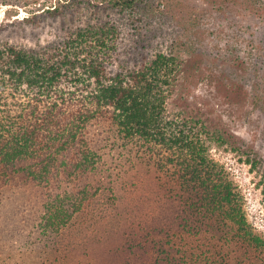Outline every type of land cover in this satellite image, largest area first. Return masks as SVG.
Returning a JSON list of instances; mask_svg holds the SVG:
<instances>
[{
    "label": "trees",
    "instance_id": "1",
    "mask_svg": "<svg viewBox=\"0 0 264 264\" xmlns=\"http://www.w3.org/2000/svg\"><path fill=\"white\" fill-rule=\"evenodd\" d=\"M28 1L38 0H0ZM165 6L152 0H54L39 15L58 28L53 43L26 49L0 41V61L14 67L4 74L18 71L9 92L0 87V261L26 250L58 257L80 250L94 264H264V238L248 223L236 185L208 158L199 132L219 146L237 142L215 123L209 131L204 121L190 120L183 111L164 114L177 65L172 44L152 53L147 38L136 59L143 34L136 47L128 44L124 19L129 26L138 23V35ZM104 8L121 15L118 23L102 19ZM186 45L191 43L180 46ZM244 60L245 70L256 66ZM108 66L115 67L113 73ZM86 73L99 85L95 100L90 102V93H54L57 78ZM23 94L29 97L21 99ZM143 174L150 188L156 184L150 196L160 210L150 223L128 218L133 205L119 194L127 182L138 185ZM165 177L171 180L168 187ZM95 180L104 188L116 180L118 197L107 188L112 205L117 201L113 212L123 240L113 250L123 253L122 262H113L115 256L108 262V252L82 251L69 240L70 246H62V231L75 214L98 205L99 196L93 199L91 193Z\"/></svg>",
    "mask_w": 264,
    "mask_h": 264
},
{
    "label": "rangeland",
    "instance_id": "2",
    "mask_svg": "<svg viewBox=\"0 0 264 264\" xmlns=\"http://www.w3.org/2000/svg\"><path fill=\"white\" fill-rule=\"evenodd\" d=\"M42 1L44 0L28 1L23 3L25 5L0 2V41L7 40L16 47L26 49H39L42 44L47 46L53 43L59 30L49 26V18L39 15L42 8L53 5L54 0H48L45 5L40 6ZM152 1L155 6L159 4L160 8L166 5L165 10L160 13L155 11L158 15L148 18V28H140L138 35V23L129 26L124 19L129 46H135L137 36L143 34L144 40L137 44L134 57H141L138 50L147 38L153 49L152 53L160 47L163 52L168 51V47L173 45L172 54L175 55L177 65H172L176 71L169 77L170 85L163 102L164 114L170 117L172 112L183 111L190 120L204 121L209 131L215 123L216 127L231 134L233 141L237 142L235 147L227 143L219 146L211 139L208 141L209 135L205 132H199L200 139L206 141L208 158L216 161L236 185L248 223L264 238V7L260 3L264 0ZM91 12L92 10L89 13ZM33 13L35 16L31 19ZM99 15L102 19L115 23L121 19L117 11L109 8L101 9ZM77 16L82 19L81 15ZM117 41L118 37L113 42ZM156 43L159 44L158 47L154 46ZM181 43H191V46L182 47ZM100 56L99 54L98 57ZM242 59L249 63L255 62L256 66L251 71L245 70L242 64L245 60ZM0 64H4L0 66V87L9 92L18 71L15 70L10 76L5 75L4 69L10 68L13 71L14 67L1 61ZM114 68L108 66L106 71L111 74ZM53 83V88L56 89L54 93H62L64 97H68V93H78L79 97L90 93V102L95 100L93 95L98 92L99 86L95 84L93 76L87 73L57 78ZM29 91L30 96L33 95L34 90ZM55 95L50 96L58 101L54 98ZM28 97L23 94L21 99ZM88 130L92 131L90 128ZM253 160L254 165L251 166ZM144 176L145 174L141 176L140 181H145L139 184L138 180V185L132 186L127 182L126 190L120 189L119 194L127 198L130 207L133 205L127 214L128 218L138 217L150 223L160 214V210L155 207L150 196L152 190L156 189V184L151 182V189L149 178ZM169 179L170 177H165L166 187L168 182L171 183ZM153 180L157 181L155 177ZM101 181H92L91 188L93 199L99 196L96 201L98 205L90 204L75 214L62 231V246H70L71 243L77 245L76 248L81 245L82 251L89 249L88 252H108L105 258L108 262L112 256H115L113 262H122L125 260L123 253L113 250L123 240L120 231L116 230L113 212V205L115 207L117 201H113L112 205L111 193L107 188L112 186V195L114 198L118 197L114 193L116 180L108 182L105 188L101 186ZM96 187L99 188L96 190ZM174 190L178 191L179 187L174 186ZM103 223L107 226L102 225ZM89 239L93 242H88L91 241ZM91 244L93 246L89 248ZM64 253L62 251L63 256L58 257V253L43 252L38 255L26 250L10 256L7 263L1 260L0 264H40V258L44 260V264H94V259L86 257L88 254H83L80 250L68 256H64ZM53 259L56 260L51 262Z\"/></svg>",
    "mask_w": 264,
    "mask_h": 264
}]
</instances>
